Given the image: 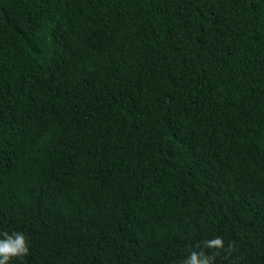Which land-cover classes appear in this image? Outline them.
Listing matches in <instances>:
<instances>
[{"label":"trees","instance_id":"1","mask_svg":"<svg viewBox=\"0 0 264 264\" xmlns=\"http://www.w3.org/2000/svg\"><path fill=\"white\" fill-rule=\"evenodd\" d=\"M4 232L9 264H264V0H0Z\"/></svg>","mask_w":264,"mask_h":264},{"label":"clouds","instance_id":"2","mask_svg":"<svg viewBox=\"0 0 264 264\" xmlns=\"http://www.w3.org/2000/svg\"><path fill=\"white\" fill-rule=\"evenodd\" d=\"M222 247L223 240L219 237L203 242V248L206 249H221ZM28 251L26 238L21 232L12 234L4 232L2 238H0V264H9V261L13 258L26 256ZM217 254L208 255L203 249L199 251L192 250L183 261V264H213L214 256Z\"/></svg>","mask_w":264,"mask_h":264}]
</instances>
